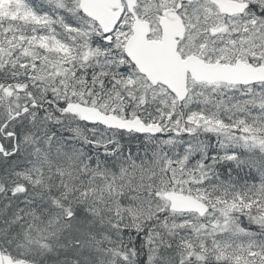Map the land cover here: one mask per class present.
I'll list each match as a JSON object with an SVG mask.
<instances>
[{
  "label": "snow or ice",
  "instance_id": "6c2138e0",
  "mask_svg": "<svg viewBox=\"0 0 264 264\" xmlns=\"http://www.w3.org/2000/svg\"><path fill=\"white\" fill-rule=\"evenodd\" d=\"M0 264H264V0H0Z\"/></svg>",
  "mask_w": 264,
  "mask_h": 264
}]
</instances>
